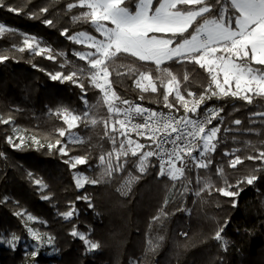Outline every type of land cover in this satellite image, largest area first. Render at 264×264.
Returning <instances> with one entry per match:
<instances>
[{"label":"trees","instance_id":"trees-1","mask_svg":"<svg viewBox=\"0 0 264 264\" xmlns=\"http://www.w3.org/2000/svg\"><path fill=\"white\" fill-rule=\"evenodd\" d=\"M135 2L126 0L131 10H134ZM205 2L214 6L213 12L205 15H217L219 5L216 0ZM68 3H76V0H5L6 5L22 9L20 14L0 8V23L15 31L14 35L0 36V55L9 56L0 63V118L11 117L12 124L44 143L63 141L58 129L66 125L56 114L58 109L67 108L78 114L85 110L81 101L83 93L77 84L53 81L49 75L87 68L86 62L73 54L87 48L68 40L61 32L68 29L69 35L83 31L99 37L90 23L72 19L86 9L74 8L69 12ZM43 7H48L49 11L40 14ZM30 13H37L38 18H30ZM44 20H52L53 25H46ZM198 23H202L201 18ZM20 33L39 37L56 59L49 60L45 54L36 56L28 50L17 51L13 45H22ZM162 67L169 68L180 79L184 94L191 91L198 96L208 86V74L198 65L168 61ZM109 71L118 96L164 108L162 88L156 94L143 93L145 98L141 100V93L134 84L138 71L158 75L153 64L121 56ZM185 74L187 81L183 80ZM81 80L87 88V101L97 105L93 114L98 120L106 118V107L98 104L102 96L99 89L92 87L86 78ZM211 103L223 109L215 121L221 130L218 133L220 142L211 154L213 164L206 170H199L201 177L211 179L214 185L211 194L205 191L196 195L200 185L196 183L195 171L187 173L191 184L177 181L173 187L172 181L158 177L159 168L153 164V158L144 173L135 167L136 158L128 157L123 171L101 178L103 165L99 158L112 149L102 122L81 124L77 130L82 142L66 144L69 155L87 158L88 163L80 168L88 177L100 180L98 184H86L78 189L70 166L64 163L65 157L56 149L49 151L46 146L32 144L14 148L7 143L10 124L0 123V237L24 234V216L15 215L22 212L39 219V227L54 238L57 256H37L35 259L40 264L47 261L58 264H264V161L246 159L248 155L255 156L264 151V117L252 116V113L264 112V98L254 97L249 105L232 97H213L206 105ZM237 119L241 121L240 125L233 123ZM250 120L255 122L250 123ZM248 129L252 131H246ZM233 149H238L235 155L244 159L236 169L228 167V161L233 157L225 156V152ZM219 166L224 167V178L233 185L253 174V170H257L255 174L260 177L251 186L241 185L244 190L235 198L238 201L236 207L232 206V198L223 197L214 190L224 186V178L216 175ZM130 174L139 178L126 184ZM36 179L42 181V190L34 183ZM44 195L49 199L44 200ZM83 195L90 199L77 200ZM73 206L78 209V214L65 220L62 213ZM161 209L166 215L154 221L153 217L159 215ZM225 221L226 251L213 239L215 231ZM74 227L85 232L100 247L92 253L87 252L83 242L71 236ZM149 241L157 245L151 251ZM28 259L31 257L24 254L21 247L15 251L0 247V264H24Z\"/></svg>","mask_w":264,"mask_h":264},{"label":"snow or ice","instance_id":"snow-or-ice-1","mask_svg":"<svg viewBox=\"0 0 264 264\" xmlns=\"http://www.w3.org/2000/svg\"><path fill=\"white\" fill-rule=\"evenodd\" d=\"M216 5H219L218 14L209 16L205 14H211L214 6L205 0H136L134 10L127 6L126 0H76V3L66 5L69 12L74 8L86 9L72 19L90 23L100 38L83 31L74 35H69L68 29L61 32L68 40L77 45H84L89 50L73 53L80 61L86 62V69L80 67L78 71L68 74L49 73L53 81H70L77 84L82 90L81 101L85 105L82 114L67 108L57 110L56 114L66 125V128L58 129V133L61 138L67 136L68 143H79L82 142L81 138L73 133V129L81 124L103 123L104 135L111 142L112 149L99 158L103 165L101 178L111 177L114 172L123 171L128 157H135V167L140 173H144L150 165V158L155 157L159 161L158 177H166L173 182V187L177 181H187L191 184L187 173L195 171L196 183L200 185L196 195L205 191L211 194L210 190L214 185L209 177H201L199 170H206L213 164L211 154L216 151L220 142L218 133L221 129L219 125H209L220 117L223 109L207 108L201 115V105L213 97H232L249 105L253 103L254 97L264 98V0H216ZM0 8H6L8 12L16 14L22 11L6 5L5 0H0ZM48 11V7L39 10L40 14ZM29 16L38 18L37 13H30ZM198 18L202 19V23H198ZM43 23L53 25L52 20H44ZM5 33L14 35L15 31L0 23V36ZM20 35L23 37L22 45H13L17 51L28 50L36 56L47 53V59H56L52 50L41 47L35 36L23 33ZM121 56H129L136 61L155 66L158 75L153 76L151 71H138L134 84L141 93V100L145 98L143 93L156 94L162 88L163 106L168 109L167 112L134 104L117 95L109 79V68ZM8 59L9 56L0 55V63ZM168 61L198 65L208 74L207 88L198 96L187 91L186 97L181 92L180 79L169 68L162 67ZM82 77L102 94L98 104L106 107V118L98 120L93 114L97 105H90L87 101V88L81 80ZM183 80H188L187 74ZM181 109L183 114L179 115ZM252 116L264 117V112L252 113ZM10 121L11 117L0 118L2 124H9ZM254 122L250 120V123ZM233 123L240 125L241 121L237 119ZM13 131L19 133L18 129ZM18 139L19 143H14L12 136H8L7 143L21 149L31 140L32 143L45 147L35 136L25 137L21 134ZM141 139L147 143H141ZM58 145L60 146L57 147ZM46 147L49 151L56 149L62 156H68L67 145L62 144L60 139L55 143H48ZM236 151L239 150L225 152V156L233 157L228 161V167L231 169H236L244 162V159L235 155ZM246 159L264 161V151H259L255 156L248 155ZM64 163L76 169L78 165H86L88 160L86 157L74 156L64 160ZM255 171L257 170H253V174L237 180L233 185L224 178V167L219 166L216 168V175L224 178V186L214 190L223 197L232 198V206L236 207L238 201L235 198L244 190L241 185L246 183L251 186L260 178ZM29 175L31 176V173ZM138 178L130 174L126 184H131ZM74 179L78 189L86 184L95 185L100 182L98 179L79 174ZM34 183L42 186L39 179ZM42 198L49 199L47 195ZM89 199L87 195L77 197V200ZM164 203H168L167 199ZM89 207L92 205L89 204ZM74 213L75 208H72L62 215L68 220ZM15 215L23 216L24 213L17 212ZM163 215L166 213L161 209L160 214L153 217V220H160ZM35 220L31 214L27 215V221ZM226 224L227 221L218 227L213 236L225 251L228 247V241L223 238ZM25 227L27 236L34 242L30 252L33 258L41 254L42 248L53 245L54 238L47 233H41L27 225ZM70 234L83 242L88 252L100 247L98 242H93L75 227ZM21 242L22 238L14 234L8 238L0 237V246L7 245L13 251ZM156 246L149 241L150 251Z\"/></svg>","mask_w":264,"mask_h":264},{"label":"rangeland","instance_id":"rangeland-1","mask_svg":"<svg viewBox=\"0 0 264 264\" xmlns=\"http://www.w3.org/2000/svg\"><path fill=\"white\" fill-rule=\"evenodd\" d=\"M5 25V24H4ZM6 26V25H5ZM7 27V26H6ZM78 33V32H77ZM76 34V33H75ZM90 34V33H89ZM93 35V34H92ZM37 38V40H39V42H40V46L41 47H45V48H48L45 44H44V42L39 38V37H36ZM97 38H100V37H98L97 36ZM89 49H86V50H81V51H88ZM45 56H47V53H45ZM55 74V73H54ZM110 79V78H109ZM113 88V87H112ZM182 94H184V93H182ZM186 97H187V94H184ZM131 102H133V101H131ZM10 124V127H11V131H10V135L9 136H12V138H13V142L14 143H19V139H18V135H24L25 137H31V136H33L32 134H30V133H28V132H26L24 129H22L21 127H18V126H16V125H14V124H12L11 122L9 123ZM217 125H219V124H216L215 126H217ZM64 128H66V126L64 127ZM13 129H18L19 130V133H15L14 131H13ZM73 131V133L75 134V135H78L80 138H81V141H82V136H81V134L78 132V130H77V128L76 129H73L72 130ZM135 139V138H134ZM39 140V139H38ZM40 141V140H39ZM62 142V144H67L68 143V138H67V136L66 137H64L63 138V141H61ZM140 142L141 143H147V141H142V140H140ZM40 143H42V144H44L45 146L48 144V143H44V142H42V141H40ZM27 144H32V145H34V146H39V145H37V144H34V143H32L31 142V140H28L27 141V143L25 144V145H27ZM60 145H58L57 147H59ZM13 147V146H12ZM67 150V149H66ZM68 151V150H67ZM74 156H77V155H69L68 154V156H64L65 157V160H67V159H69L70 157H74ZM151 159V158H150ZM154 164V163H153ZM155 165V164H154ZM70 166V165H69ZM156 166H158V165H156ZM71 168V167H70ZM158 168H159V166H158ZM71 171H72V175H73V179H74V177H76L78 174L79 175H83V176H87L88 177V175L85 173V171H83L81 168H80V165H78L77 166V168L76 169H72L71 168ZM89 178V177H88ZM74 182H75V179H74ZM76 184V183H75ZM39 186V189H43L44 188V185L42 184V186H40V185H38ZM79 189H82V188H79ZM72 208H75V213H74V215L72 216V217H74V216H76L77 214H78V209L75 207V206H73ZM71 208V209H72ZM70 209V210H71ZM27 215H28V213H24V219H25V225H27V227H32V228H34V229H37V230H39L41 233H46L43 229H42V227H39V223H40V221H39V219H37L36 217V220L35 221H27ZM33 216V215H32ZM34 217V216H33ZM71 217V218H72ZM76 230L77 231H79V232H81V233H84V234H86L85 232H83V231H81V230H79V229H77L76 228ZM48 234V233H47ZM49 235V234H48ZM11 235H7V236H5V235H2L1 237H4V238H8V237H10ZM50 236V235H49ZM86 236L88 237V235L86 234ZM19 237H21L22 238V242H21V244H19L17 247H21L23 250H24V254H26L27 256H29V257H31V259H28L24 264H40L39 263V261L37 260V259H35V258H33L31 255H30V252H31V250H32V246H33V244H34V242L31 240V238L29 237V236H27V233H26V227H25V232H24V234L22 235V236H19ZM89 238V237H88ZM223 238L225 239V240H227V238L223 235ZM90 239V238H89ZM91 240V239H90ZM228 241V240H227ZM4 247H8L7 245H3ZM0 247H2V246H0ZM94 251V250H93ZM93 251H91L90 253H92ZM88 252V251H87ZM49 253H53V254H49ZM38 256H45V257H51V256H57V250H56V248H55V246H54V243H53V245H51V246H47V247H44V248H42L41 249V254L40 255H38ZM44 264H58V263H56L55 261H47V262H45Z\"/></svg>","mask_w":264,"mask_h":264},{"label":"built area","instance_id":"built-area-1","mask_svg":"<svg viewBox=\"0 0 264 264\" xmlns=\"http://www.w3.org/2000/svg\"><path fill=\"white\" fill-rule=\"evenodd\" d=\"M133 103H134V104H141L142 106H144V107H146V108H149V109H155V110H157V111H164V112H167V111H168V109L163 108V107L150 106V105L142 104L141 102H133ZM207 108H217V109H219V108H221V107H220L219 105H217L216 103H211L210 105H206V104H204V105H201L200 114L203 115L204 110H206ZM182 114H183V110L181 109L179 115H182ZM220 116H221V113H220ZM218 119H219V118H218ZM216 120H217V119H216ZM216 120H213L212 124L209 125V127H213V126H215V125H216V124H215V121H216ZM133 138H136V137L133 136ZM143 140H144V139H143ZM144 141H145V140H144ZM153 162H154V164L159 165V161H158L155 157H153Z\"/></svg>","mask_w":264,"mask_h":264},{"label":"crops","instance_id":"crops-1","mask_svg":"<svg viewBox=\"0 0 264 264\" xmlns=\"http://www.w3.org/2000/svg\"><path fill=\"white\" fill-rule=\"evenodd\" d=\"M158 35V34H157Z\"/></svg>","mask_w":264,"mask_h":264}]
</instances>
